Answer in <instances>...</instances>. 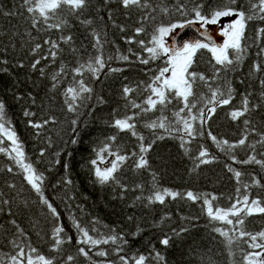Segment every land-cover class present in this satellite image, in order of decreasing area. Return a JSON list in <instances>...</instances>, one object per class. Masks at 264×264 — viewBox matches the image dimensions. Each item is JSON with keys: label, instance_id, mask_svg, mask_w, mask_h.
Returning <instances> with one entry per match:
<instances>
[{"label": "snow or ice", "instance_id": "snow-or-ice-1", "mask_svg": "<svg viewBox=\"0 0 264 264\" xmlns=\"http://www.w3.org/2000/svg\"><path fill=\"white\" fill-rule=\"evenodd\" d=\"M117 2L126 10L129 18L133 10L140 15L137 26L133 28L134 34L121 37L128 45L135 44L140 51H134L129 47L128 54L122 53L115 41L107 38L108 24L103 16L81 19L85 11L89 9L91 0H20L17 10L0 9V15L21 16L30 25L24 35L29 36L32 41H35L31 31L33 29L41 33L53 30L61 33L57 39L49 37L43 40V44L33 43L30 49L31 54L40 55V58L34 59L31 68L35 70L41 60L49 58L54 63L65 51L61 44L66 45L68 54L75 58V64L72 66L61 61L58 70L50 77L52 81L50 91L55 92L61 88L62 78L71 76L68 86L62 89L61 95L66 111L74 117L70 121L73 133L77 130L81 115L94 114L93 101L98 105L106 103L102 96L94 92L85 78L86 73L92 80L98 82L102 70L106 67V75H114L125 70L112 67V61L132 63L130 57H134L135 62L145 66L142 71L147 76L146 80L138 81L135 86L123 84L121 87L120 97L124 101L123 112L113 109L110 113L111 118L105 121L107 126L115 131L106 137L99 150L94 149L96 159L91 160V165L95 182L101 186L114 185L120 189V199H124L123 193L130 189L121 181L117 173L128 160H131V170L134 173L148 172L151 180L147 184L144 181L135 183L131 190H139L140 195L134 198L129 207L137 206V202L144 208H151L155 204L165 205L169 198L173 201L179 199L193 203L202 201L200 214L208 218L210 230L221 238L220 242L230 258L228 264H264V224L258 231L249 230L246 226L249 217L264 215V199L250 197L248 193L250 185L241 179L244 173L231 165H226L238 186L235 188V196L228 197L229 204L222 206L217 203L219 197L212 193L201 194L191 190L181 192L163 187L159 182L158 173L152 170L149 163V153L158 141L166 138L178 139L180 148L190 155L187 145L198 135L204 134V126L215 116L218 108L231 105L237 90L230 74L237 70L248 52L245 41L249 23L260 21V25L255 29V36L258 39H264V0H188V3L180 0L173 7H169L164 0H160L157 5H153L151 0H117ZM109 3L111 0H104L105 5ZM96 11L98 13L100 9ZM72 19L78 20L86 29L88 34L85 39L89 40L91 51L84 47L83 43L79 46L74 44L75 38L70 31ZM108 21L120 33L127 31L126 26L116 23L111 10H109ZM149 21L151 22L150 31L145 26ZM192 26L198 29V37L188 40L176 38L180 30ZM65 31L69 34L65 35ZM217 32H219L218 37ZM13 35H19V33L14 32ZM141 36L147 38H140ZM220 40L222 43L218 42ZM45 45L47 53L41 54ZM108 45H111L114 51L106 52ZM202 51L207 54L206 61L201 56ZM257 54H264V46L259 48ZM201 62L207 64V72L197 70ZM0 63H7V61L0 59ZM151 64H155V67H148ZM19 66L24 65L21 63ZM252 71L259 73L264 71V67L254 63ZM40 72L42 76L45 75L43 68ZM259 83L260 97L264 101V79H260ZM133 93H137L142 99L138 102L137 98L132 97ZM239 95L241 96L240 105L226 113L232 121L250 116L261 106L251 103V92ZM5 107V103L0 100V153L7 155L14 162L15 166L21 170L23 180L38 196L39 202L47 207L54 220H59L60 213L44 194L47 177L33 163L25 162L28 158L23 145L19 142L16 132L7 126ZM81 109H87V111L82 113ZM169 112L171 115L167 114ZM24 114L32 115L28 111ZM55 122L54 117L46 118L41 123L30 121L31 126L36 129H42L47 124ZM197 122L199 127H196ZM140 124L151 131V138L144 136L138 130ZM243 124L245 126L243 135L236 142H230L227 139L218 140L211 131H208L207 136L221 152L229 156L233 163H253L264 169V159H258L256 155L237 160L232 154V150L237 147L255 151L256 145L259 144L261 148H264V132H258L249 118H245ZM158 129L162 131L157 132ZM120 133H127L135 138L138 151L121 154L123 146L119 145L113 150L112 145L118 140ZM249 133L258 135L259 139L255 143H247ZM7 142H10V147ZM77 142L76 139L71 140L73 144ZM40 155H44L43 150ZM260 155H264V152ZM106 156L113 158L102 168L99 165L105 164ZM209 156L208 149L200 145L198 154L190 157L194 161V169L215 159ZM7 171L12 173L14 168L10 166ZM62 182L66 185L72 183L67 178H64ZM252 184L259 185L260 181L253 176ZM8 188L15 190L16 186L10 183ZM12 203V199L6 198V193L0 192V205L8 206L10 214ZM127 219L131 222L134 217L128 216ZM170 219V214L165 213L159 223ZM181 219L190 222L199 217H181ZM215 222L222 226L217 227ZM10 223L15 226L16 232L14 239L10 241L11 252L0 254V264H71L74 261L75 257L71 254L67 255L66 260L63 258V245L72 241L70 236L67 240L63 237L64 227H53L49 251L56 255L48 256L33 246L27 234L14 219ZM90 223L92 226L86 227L77 222L75 217L72 220L76 232L79 233L75 241L79 245L76 252L85 258L87 264H149L150 261H155L156 264H167L165 256L157 251L155 246L149 248L147 255L135 252L128 255L127 237L135 238L140 234L143 229L139 224L134 232L118 233L115 229H109L108 233L94 236L90 233H98L95 227L98 221L93 220ZM159 223H154L153 226L158 227ZM188 230L185 226L179 229L173 228L172 235L165 234L159 243L169 247L173 236L179 237ZM39 235L37 232V236ZM110 244L113 246L110 249L100 247ZM110 253L114 254L116 259H107ZM93 256L104 259L96 260ZM208 264H216V261L209 257Z\"/></svg>", "mask_w": 264, "mask_h": 264}, {"label": "trees", "instance_id": "trees-1", "mask_svg": "<svg viewBox=\"0 0 264 264\" xmlns=\"http://www.w3.org/2000/svg\"><path fill=\"white\" fill-rule=\"evenodd\" d=\"M153 5L160 3V0H151ZM169 7L178 4L180 0H164ZM188 3V0H184ZM20 0H0V9L5 11L17 10ZM190 6V5H189ZM97 9L100 11L97 13ZM109 10L113 19L119 25L127 28L125 33H120L118 29L113 28L108 21ZM22 11V9L20 10ZM103 16L107 27V38L114 40L116 46L124 54L131 47L134 51H140L135 44L128 45L122 36H132L133 28L137 26L140 18L136 10L132 11L131 17L126 15V10L117 2L111 0L108 5L104 0H91L89 9L85 11L84 18H98ZM151 22L146 23L150 31ZM71 34L74 36V44L79 46L83 43L84 47L91 51L89 40H86V29L76 19L71 20ZM260 25V21L249 23L246 31L248 52L243 61L239 64L236 71L230 74L232 83L237 90V95L231 105L223 106L217 109L215 116L204 126L203 135H198L190 144L187 145L189 154H186L180 148L178 139L166 138L158 141L154 149L149 153V163L152 170L158 173L159 182L163 187L173 190L194 193H212L219 197L217 203L222 206L229 204L228 197L235 196V188L238 186L233 174L228 171L226 165H231L234 169L240 170L244 175L242 180L250 185L248 193L251 198L260 197L264 199V169L259 165L233 163L228 155L221 152L207 136L208 131L216 135L219 139H227L230 142H236L243 135V120L249 118L255 125L258 132H264V101L261 100L260 79H264V71L259 73L252 71L254 63L261 64L264 67V54L258 55L259 48L264 46V39H258L255 36V29ZM30 25L21 16L5 17L0 15V59L7 63H0V100L5 103L7 126L17 134L19 142L23 145L27 160L39 170L44 172L47 177L45 181L44 194L53 203L60 213V219L54 220L48 212L47 207L39 202L38 196L32 192L30 187L23 180L21 170L15 166L14 162L5 154L0 153V192L6 193V198L12 199L11 214L8 206L0 205V254L11 252L10 241L14 239L16 228L10 223L15 220L21 229L29 237L33 246L37 247L43 254L55 256L56 253L49 251L51 245L52 229L55 226L64 227L63 237L65 240L70 236L71 242L63 245V258L67 255L75 257L71 264H87L84 257L76 252V239L79 233L76 232L72 220L73 217L82 226L91 227L93 220L98 221L95 227L98 233H90L94 236L108 233L109 229H115L116 232H134L137 230V224L143 229L140 234L133 238L128 236L129 245L126 246L128 255L132 253L148 254L149 248L155 246V249L161 252L167 261V264H208V258L211 257L216 264H228L229 256L220 242L218 234L210 230L208 218L200 214L202 201L193 203L187 200L173 201L170 198L165 205L155 204L151 208H144L139 205L129 207L140 191H132L135 183L144 181L146 184L151 180L148 172L134 173L131 170L132 161L128 160L122 169L117 173L121 181L128 185L129 189L123 193L124 199H120L121 192L114 185L101 186L95 182L93 166L91 160L96 159L95 150H99L106 137L114 133V129L107 126L106 120L111 118L110 113L113 109L123 112L124 101L120 97V90L123 84L135 86L138 81L146 80L142 69L145 66L135 62L134 57H130L132 63L112 61V67L125 69L114 75H106L107 67L102 70L100 80H92L88 74L85 78L93 87L94 92L102 96L106 101L103 105L95 104V112L92 116L81 115L77 125V130L73 133V127L70 121L73 114L68 113L63 104L61 91L68 86L71 76L62 78L61 88L55 92L50 91L51 75L57 71L61 61L67 62L69 66L75 64V58L68 54L67 46L61 44L65 49L64 53L53 63L48 60H41V63L35 70L31 68L34 59H39L40 55L33 56L31 47L33 43L43 44V40L51 37L57 39L61 33L53 30L46 33L32 31L35 41L29 36L24 35L25 30ZM19 35H13V33ZM65 35L69 34L65 31ZM216 36L219 35L216 33ZM146 39L147 37L141 36ZM90 39V38H89ZM222 43V40L218 41ZM111 45L106 46V52H112ZM47 53V46L43 48V53ZM86 58V53L84 54ZM146 55V54H145ZM203 60H207V54L201 52ZM23 67H20V64ZM148 67L154 68L155 64ZM207 64L201 62L198 71L207 72ZM43 68L45 75H41L40 69ZM4 69H7L4 71ZM210 74V73H209ZM243 81V82H241ZM251 92L252 104L261 105L250 116L242 117L237 121H232L226 113L234 107H238L241 102L240 93ZM20 97V99H17ZM133 98L139 99L137 93L132 94ZM33 100L35 101L33 103ZM25 111L32 115L25 116ZM87 109H81L85 113ZM171 115V112L167 113ZM54 117L55 123H49L42 129H36L31 126V122L41 123L44 119ZM197 122L196 127H199ZM138 130L146 137L151 138V131L138 125ZM162 130H157L161 132ZM72 139L78 142L71 143ZM259 136L249 133L247 143H255ZM10 147V142H7ZM123 146L121 154H130L132 151H138L137 141L130 134L120 133L118 140L112 145L113 150L117 146ZM200 145L208 149L209 158L215 157L212 162L201 165L194 169V161L190 157L198 154ZM43 150L44 155L40 152ZM264 152L259 144L256 150L250 148L237 147L232 150V154L237 160L246 159L249 155H256L258 159H264ZM113 157L106 156L107 162ZM67 165V168H65ZM13 167L14 171L9 173L8 167ZM194 169V170H193ZM260 181L259 185L252 184V177ZM64 178L70 179L71 184H64ZM15 184V190H10L8 184ZM55 185V187H53ZM115 189V190H114ZM165 213L170 214L171 219L159 223ZM128 216H133L134 220L129 221ZM181 217H199V219L182 220ZM159 223L158 227L153 226ZM220 227L218 222H215ZM264 224V215H254L247 220V228L252 231H258ZM181 226L188 227V231L182 233L179 237L173 236L170 246L165 247L159 243V240L165 234L172 235L173 228L179 229ZM39 232V236H37ZM215 237V240H213ZM101 248L110 249V245H101ZM211 249V250H210ZM95 251V250H94ZM91 255V253H90ZM93 259L101 260L104 258L95 257ZM109 260L116 259L115 255L110 253ZM149 264H156L150 261Z\"/></svg>", "mask_w": 264, "mask_h": 264}, {"label": "water", "instance_id": "water-1", "mask_svg": "<svg viewBox=\"0 0 264 264\" xmlns=\"http://www.w3.org/2000/svg\"><path fill=\"white\" fill-rule=\"evenodd\" d=\"M191 30V32H193L195 34V36H192L191 33L189 32V30H187L185 33L181 34L182 30H180L178 36L176 37L178 40H188V39H193L195 37H198L199 36V33H198V29L195 27V26H192L189 28ZM181 34V35H180ZM186 36H189L188 38L185 39Z\"/></svg>", "mask_w": 264, "mask_h": 264}, {"label": "bare ground", "instance_id": "bare-ground-1", "mask_svg": "<svg viewBox=\"0 0 264 264\" xmlns=\"http://www.w3.org/2000/svg\"><path fill=\"white\" fill-rule=\"evenodd\" d=\"M187 30H189V32L191 33L192 36H195V34H194L193 32H191V30H190L189 28L183 29V30L181 31L182 33H181L180 31H179V32H180L181 34H183V33H185ZM181 34H180V35H181ZM188 37H189V36H186L185 39L188 38Z\"/></svg>", "mask_w": 264, "mask_h": 264}, {"label": "rangeland", "instance_id": "rangeland-1", "mask_svg": "<svg viewBox=\"0 0 264 264\" xmlns=\"http://www.w3.org/2000/svg\"><path fill=\"white\" fill-rule=\"evenodd\" d=\"M217 34L219 35V32H217Z\"/></svg>", "mask_w": 264, "mask_h": 264}]
</instances>
